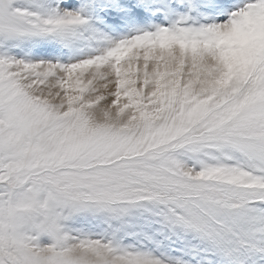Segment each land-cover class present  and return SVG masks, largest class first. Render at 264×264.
Wrapping results in <instances>:
<instances>
[{
    "label": "snow or ice",
    "instance_id": "obj_1",
    "mask_svg": "<svg viewBox=\"0 0 264 264\" xmlns=\"http://www.w3.org/2000/svg\"><path fill=\"white\" fill-rule=\"evenodd\" d=\"M0 264H264V0H0Z\"/></svg>",
    "mask_w": 264,
    "mask_h": 264
}]
</instances>
